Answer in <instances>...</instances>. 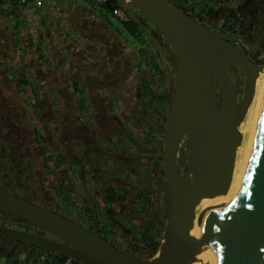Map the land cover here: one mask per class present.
<instances>
[{
    "label": "flooded vegetation",
    "instance_id": "1",
    "mask_svg": "<svg viewBox=\"0 0 264 264\" xmlns=\"http://www.w3.org/2000/svg\"><path fill=\"white\" fill-rule=\"evenodd\" d=\"M203 18L200 24L211 30ZM140 21L155 46L135 22L125 23V33L140 46L139 58L125 62V68L113 62L88 65L87 73H95L88 78L75 79L80 67L71 69L73 79L60 82L28 77L19 68L24 58L0 53V191L145 258L164 238L168 194L161 132L175 74L167 43ZM183 153L188 155L186 140L176 157L181 176ZM7 232L54 240L0 210L4 261L26 248L39 251Z\"/></svg>",
    "mask_w": 264,
    "mask_h": 264
},
{
    "label": "water",
    "instance_id": "2",
    "mask_svg": "<svg viewBox=\"0 0 264 264\" xmlns=\"http://www.w3.org/2000/svg\"><path fill=\"white\" fill-rule=\"evenodd\" d=\"M118 1L154 46L140 19L164 39L173 57L174 93L166 129L161 132L168 194L163 241L151 259L137 258L71 221L0 191V210L54 240L6 234L81 264H192L208 244L216 218L228 209L217 264H264V91L233 205L229 208L223 203L212 211L200 238L190 234L200 202L225 196L229 190L236 150L241 144L238 128L252 101L259 68L229 40L205 28L169 0ZM228 64L237 66L245 77L240 100ZM183 140L187 141L188 155L181 176L176 157Z\"/></svg>",
    "mask_w": 264,
    "mask_h": 264
},
{
    "label": "crops",
    "instance_id": "3",
    "mask_svg": "<svg viewBox=\"0 0 264 264\" xmlns=\"http://www.w3.org/2000/svg\"><path fill=\"white\" fill-rule=\"evenodd\" d=\"M0 45L1 54L25 59L19 68L26 76L48 82L73 79L69 73L78 67L75 79L94 76L88 65L125 68L140 55L124 25L87 0H29L14 9L0 4Z\"/></svg>",
    "mask_w": 264,
    "mask_h": 264
},
{
    "label": "rangeland",
    "instance_id": "4",
    "mask_svg": "<svg viewBox=\"0 0 264 264\" xmlns=\"http://www.w3.org/2000/svg\"><path fill=\"white\" fill-rule=\"evenodd\" d=\"M205 1L207 0H191V2L185 4L184 7L188 8L193 4L199 5ZM215 1V10L209 16H205L203 18V22L206 23L214 33L229 40L233 45L239 48L242 53H250V59L257 65L261 74H264V47L262 46V44H260L261 37L264 34V11L260 12L258 10L260 5L256 3L244 17H239L237 15L234 16L233 13L235 8L242 2V0ZM233 19H236L237 21H233ZM5 40L8 41L9 38L6 37ZM256 54L258 56H255ZM11 56L13 57V59H17L18 55L15 56L12 53ZM228 71L231 81L233 82L237 92V100H240L243 93L245 77L241 70L235 65L228 64ZM14 72H16V70L12 72L11 77H14ZM186 155L187 153L182 154L183 161H186ZM197 209L198 207L196 208V211ZM208 216L209 208L206 219L208 218ZM206 219L204 221H201V223H205ZM195 221V223H197L198 220L195 219ZM35 252L36 253H34V256L42 255V257H45V255L41 253V251ZM15 255H17V258L15 259H18V264H46L44 261H42L41 258L29 257L26 252L22 253L21 251L19 254L17 253ZM6 261H4L2 257H0V264H5Z\"/></svg>",
    "mask_w": 264,
    "mask_h": 264
},
{
    "label": "bare ground",
    "instance_id": "5",
    "mask_svg": "<svg viewBox=\"0 0 264 264\" xmlns=\"http://www.w3.org/2000/svg\"><path fill=\"white\" fill-rule=\"evenodd\" d=\"M264 91V74L259 72V75L256 78L254 94L252 101L247 108L245 113V118L243 122L239 125V133L241 135V144L236 150V158L233 168V174L231 179V184L229 190L225 196L216 197L214 199H205L200 202L201 205L198 206V209L195 214V219H199V216L202 214V220L206 219L208 208L209 215L217 209L223 203H227L229 208L233 205L234 193L237 184V180L243 170V164L248 156V148L253 134L254 120L255 116L260 108V98ZM228 214V209L224 211L223 215L217 217L213 227L212 234L210 236L208 244L202 249L201 253L196 258V261L192 264H217L220 255V246L223 240V233L226 224V218ZM194 221V226L191 231V236L195 238H200L203 234L204 223H201L200 226L197 225Z\"/></svg>",
    "mask_w": 264,
    "mask_h": 264
},
{
    "label": "trees",
    "instance_id": "6",
    "mask_svg": "<svg viewBox=\"0 0 264 264\" xmlns=\"http://www.w3.org/2000/svg\"><path fill=\"white\" fill-rule=\"evenodd\" d=\"M2 1V0H1ZM190 3L191 0H174L172 1V3L179 7L180 9H182L185 13H187L189 16H191L193 19H195L198 23H201L200 21V17H205V16H209L214 10H215V0H207L199 5H190V7L185 8L184 5L187 3ZM259 4L260 7L258 8V10L264 11V0H242V2L235 8L233 15L234 16H239V17H244L247 12L255 5V4ZM117 5L116 0H110L106 6L103 7V9L105 10L106 13H109V11L111 9H114ZM236 19H233V21H235ZM237 21V20H236ZM133 23V21L131 22ZM136 25V24H135ZM202 25V24H201ZM260 44H262V46L264 47V34L261 37L260 40ZM243 54L249 58H251L250 53H245L243 52ZM255 56H258L257 54ZM188 147V146H187ZM39 251H41V253H43L45 255V260L44 262L46 264H64L65 261L68 259V257H66L65 255L59 254V253H47L48 251L40 248V247H36ZM158 248L154 247L153 251L145 258H141V259H151L155 253L157 252ZM37 251V252H39ZM26 252L27 255L29 257L32 258H42V255H36L34 256L35 249H24L22 251ZM73 264H81L77 261L72 260ZM5 264H18V259H10L7 260Z\"/></svg>",
    "mask_w": 264,
    "mask_h": 264
},
{
    "label": "built area",
    "instance_id": "7",
    "mask_svg": "<svg viewBox=\"0 0 264 264\" xmlns=\"http://www.w3.org/2000/svg\"><path fill=\"white\" fill-rule=\"evenodd\" d=\"M91 4H93L95 7L103 9L104 6L110 1V0H87ZM3 4H11V5H17V6H25L28 4L29 0H2ZM117 5L114 9H111L109 11V16H111L113 19L120 22L122 25L125 23L131 22V18L127 15L125 10L123 9L121 3L116 0ZM42 261L45 260V257L41 258ZM64 264H73L72 259L68 258Z\"/></svg>",
    "mask_w": 264,
    "mask_h": 264
}]
</instances>
